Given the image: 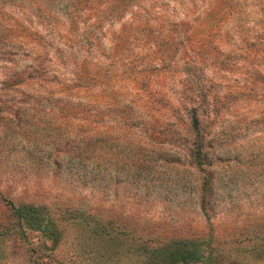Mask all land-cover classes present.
<instances>
[{
	"label": "rangeland",
	"instance_id": "1",
	"mask_svg": "<svg viewBox=\"0 0 264 264\" xmlns=\"http://www.w3.org/2000/svg\"><path fill=\"white\" fill-rule=\"evenodd\" d=\"M174 245L264 264V0H0V264Z\"/></svg>",
	"mask_w": 264,
	"mask_h": 264
},
{
	"label": "trees",
	"instance_id": "2",
	"mask_svg": "<svg viewBox=\"0 0 264 264\" xmlns=\"http://www.w3.org/2000/svg\"><path fill=\"white\" fill-rule=\"evenodd\" d=\"M193 124L195 126L198 125L197 119L193 121ZM196 157L199 158L196 160V163L201 164L202 157H200L199 151ZM15 212L18 220H22L26 226L39 230L45 238H52V235L55 233V223L51 216L46 213L45 207L32 204H19L15 207ZM200 258L201 255L198 249L183 245H174L166 248L162 254L164 264H191L199 261Z\"/></svg>",
	"mask_w": 264,
	"mask_h": 264
}]
</instances>
